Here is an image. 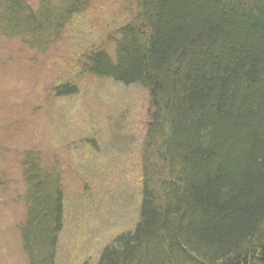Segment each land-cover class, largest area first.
<instances>
[{"label":"trees","instance_id":"16d2710c","mask_svg":"<svg viewBox=\"0 0 264 264\" xmlns=\"http://www.w3.org/2000/svg\"><path fill=\"white\" fill-rule=\"evenodd\" d=\"M95 1L40 0L33 10L0 0V37L44 55ZM117 1L130 19L79 65L144 88L148 125L139 220L96 264H264V0ZM22 176V250L29 264H54L61 173L25 153Z\"/></svg>","mask_w":264,"mask_h":264},{"label":"rangeland","instance_id":"374dc122","mask_svg":"<svg viewBox=\"0 0 264 264\" xmlns=\"http://www.w3.org/2000/svg\"><path fill=\"white\" fill-rule=\"evenodd\" d=\"M25 1L36 10L40 0ZM129 10L96 0L44 55L0 37V264H29L19 233L25 153L61 173L64 224L54 264H96L137 224L149 94L88 76L79 65L91 48L106 47ZM65 85L76 94L58 97L54 89Z\"/></svg>","mask_w":264,"mask_h":264}]
</instances>
